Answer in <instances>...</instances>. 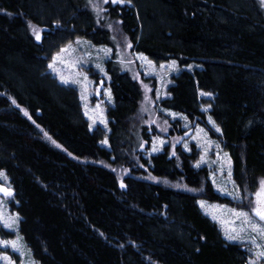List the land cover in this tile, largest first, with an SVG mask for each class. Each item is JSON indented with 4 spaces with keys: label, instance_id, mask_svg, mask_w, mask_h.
<instances>
[{
    "label": "trees",
    "instance_id": "obj_1",
    "mask_svg": "<svg viewBox=\"0 0 264 264\" xmlns=\"http://www.w3.org/2000/svg\"><path fill=\"white\" fill-rule=\"evenodd\" d=\"M87 1L0 0V171L14 191L10 206L25 243L40 264H248L247 249L227 241L201 212L199 194L135 175L121 187L113 171L96 163L128 162L141 147L140 129L145 133L132 120L141 86L115 58L107 62L114 100L108 132L90 129L79 91L50 72L51 58L77 38L113 44L112 31L97 25ZM106 8L136 52L156 63L199 65L173 76L170 97L160 105L190 120L205 119L209 105L235 184L255 200L264 180V3L132 0ZM30 22L44 29L41 40ZM36 125L64 150L44 140ZM105 138L109 148L101 144ZM142 158L159 177L193 187L208 178L207 169L192 165L194 147L180 151V165L168 147ZM205 187L209 200L229 201L208 179ZM0 234L12 236L1 226Z\"/></svg>",
    "mask_w": 264,
    "mask_h": 264
},
{
    "label": "rangeland",
    "instance_id": "obj_2",
    "mask_svg": "<svg viewBox=\"0 0 264 264\" xmlns=\"http://www.w3.org/2000/svg\"><path fill=\"white\" fill-rule=\"evenodd\" d=\"M107 4L116 5L111 3V0ZM107 4L103 0L87 1V7L93 12L97 25L109 28L112 31L113 37H115L113 44L111 46L96 45L85 38H77L63 47L72 46L67 53H61L62 61L65 62H56L55 66L59 71H54L53 68L49 67L50 72L60 83L65 86L75 87L79 91L80 101L91 130L103 127L107 132L109 131L107 110L109 106L114 104L110 78L107 73V62L110 59L115 58L121 69L128 72L141 86L142 99L136 115L132 118L133 121L138 122L139 127L145 129H142V133L144 131L145 135H141V129L138 134L139 141H141L138 153L129 157L130 160L125 163L112 164L105 160H95L96 163H100L113 171L121 183H124L126 176L135 175L199 194L200 198L197 203L201 212L218 224L223 237L227 241L239 243L247 249L248 264H250L251 260H256L257 264H264V258H259L255 255L259 249L256 244L252 243L254 239L257 244L264 245V237L251 230L241 232V221L236 219L232 210L249 212L254 223L264 224V222H260L259 218L250 212V209L255 206V200L243 196L235 184L233 162L229 152L225 149L223 138L221 137V128L209 115V105L204 104L203 106V111L206 113V118L203 120H190L185 114L163 108L160 105L161 100L170 97L169 87L173 84V76L182 70H193L194 67L199 65L191 63L187 66H180L176 60L156 63L144 54L147 60L140 59L141 53L136 52L133 46L131 48L127 46L131 41L122 32L119 21L111 19L108 15ZM93 5H97L101 11L97 12ZM110 25L111 27H109ZM32 26L42 30V38L44 29L30 22L29 28L32 33ZM107 49H111V52H108ZM57 53L51 58L50 64H52L53 58L56 57ZM149 61H151V64L148 63ZM173 61H175V68L172 66ZM61 75L66 77L69 83H63L60 78ZM72 81L76 82L73 83ZM199 93L202 98L212 99V95H208V93ZM15 107H18L24 115L27 112L19 105L15 104ZM25 116L32 121L29 113ZM36 126L44 140L54 147L64 150L48 132L39 125ZM104 141L107 143H104ZM161 141H163V144H161ZM101 144L109 148L107 138ZM148 145L149 148L146 149ZM166 147L169 148L170 155L175 158L178 165L181 164L180 151L191 153L194 147L198 155L196 161L192 163L194 169H207L208 178H206L212 183L214 192L228 198L229 201L225 203L209 200L206 196L207 188L205 187L207 179L204 177L199 187H193L182 179L173 181L151 173L141 160L143 159L142 157L145 159L150 158L154 154L163 152ZM153 148L156 150L153 151ZM74 158L77 159L76 157ZM229 172L231 175H229ZM0 173L4 174L0 176V186L9 188L13 193L11 196H6L0 192V213L3 215V220H0V226L12 233L11 237L0 234V241H17L18 249L14 250L10 245L8 247L0 245V257H10L14 264H32L33 261L34 264H40L20 233L19 214L11 209L10 203L14 200V191L9 178L4 171H0ZM201 201L204 202L203 205ZM17 216L19 217L18 220L15 219ZM4 220L12 223L13 226L11 228L7 227ZM234 227L236 228V234L241 236L240 240L233 241L227 238L226 233L232 234ZM0 264H9V262L0 259Z\"/></svg>",
    "mask_w": 264,
    "mask_h": 264
},
{
    "label": "snow or ice",
    "instance_id": "obj_3",
    "mask_svg": "<svg viewBox=\"0 0 264 264\" xmlns=\"http://www.w3.org/2000/svg\"><path fill=\"white\" fill-rule=\"evenodd\" d=\"M90 2H91V0H90ZM103 2L105 4H107V3H109V0H103ZM261 2L264 3V0H261ZM111 3H113V4H125V3L131 4L132 0H111ZM93 7L96 8L97 12L101 11V9L97 5H93ZM121 23H122V21H121ZM109 27H111V25ZM32 31H33V34L35 35L36 39L41 40V31L42 30L37 29L36 26H32ZM113 39H115V37H113ZM127 46L129 48L132 47L131 43H128ZM71 47H72L71 45H68L67 47L61 49L60 52L57 53L56 57L53 58V62H52V64L49 65V67L53 68L54 71L58 72L59 69H57L55 66L56 62L62 61L61 53H67L71 49ZM107 51L111 52V49H107ZM139 58L143 59V60H147V57H145L143 54H140ZM62 62H65V61H62ZM148 63L151 64V61H149ZM172 66L175 68V61L172 62ZM60 78H61L63 83H65V84L69 83V80L66 77H64L63 75H61ZM72 82L75 83L76 81H72ZM109 95H110V93H109ZM208 95H211V94L208 93ZM25 115H28V113L25 112ZM173 115H175V114H173ZM209 119H211V118H209ZM217 130H219V129H217ZM104 143H107V142L104 141ZM161 144H163V141H161ZM155 150L156 149L153 148V151H155ZM197 167H199V165H197ZM3 175H4L3 173H0V176H3ZM229 175H231L230 172H229ZM121 187H125V185L123 183H121ZM0 192H2L6 196H11L13 194L9 188L2 187V186H0ZM254 195H255V206L250 209V212L254 213L255 217H258L260 222H264V180H261L259 182V190ZM234 198H239V197H234ZM201 204L203 205L204 202L201 201ZM232 211H233L236 219L241 221V224H240V231L241 232H244L246 230H251L252 232L259 234V236L264 237V224L254 223L252 221L250 215H249V212L236 211V210H232ZM15 219L18 220L19 217L17 216ZM0 220H3L2 213H0ZM4 223L9 228H11L13 226L12 223H9L7 220H4ZM233 223H235V222H233ZM226 235H227V238L229 240L235 241V240L241 239V236L236 234V228L235 227L232 229V234L226 233ZM252 243L256 244L257 248L259 249L255 255L259 258H264V245L257 244L256 240H254V239L252 240ZM0 245H3L4 247H8L10 245L14 250H18L17 249V241L4 240V241H0ZM0 259L7 260L9 262V264H14V262L11 261L10 257H7V256L0 257ZM32 264H34V261L32 262ZM250 264H257V261L251 260Z\"/></svg>",
    "mask_w": 264,
    "mask_h": 264
},
{
    "label": "flooded vegetation",
    "instance_id": "obj_4",
    "mask_svg": "<svg viewBox=\"0 0 264 264\" xmlns=\"http://www.w3.org/2000/svg\"><path fill=\"white\" fill-rule=\"evenodd\" d=\"M255 204V203H254Z\"/></svg>",
    "mask_w": 264,
    "mask_h": 264
}]
</instances>
